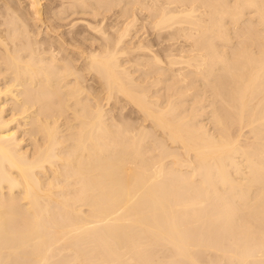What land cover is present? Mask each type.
Instances as JSON below:
<instances>
[{
	"label": "bare ground",
	"instance_id": "obj_1",
	"mask_svg": "<svg viewBox=\"0 0 264 264\" xmlns=\"http://www.w3.org/2000/svg\"><path fill=\"white\" fill-rule=\"evenodd\" d=\"M58 1L0 0V264H264V0Z\"/></svg>",
	"mask_w": 264,
	"mask_h": 264
},
{
	"label": "rangeland",
	"instance_id": "obj_2",
	"mask_svg": "<svg viewBox=\"0 0 264 264\" xmlns=\"http://www.w3.org/2000/svg\"><path fill=\"white\" fill-rule=\"evenodd\" d=\"M44 1H45V4L47 5L48 0H47V1L44 0ZM46 2H47V3H46ZM49 2H50V0H49ZM51 2L54 3V1H52V0H51ZM60 2H61V1H60ZM58 3H59V1L57 0V2L55 1L54 4H55V5H58ZM74 16H75L74 19H72L73 16H72V18H71V19L73 20V22H74V21L76 22V25H74V27H76L78 24H79L78 28L81 27L80 25H82L84 22L79 21V20H82L83 18H81V17H83V16H82V15H78V16H77V15H74ZM77 17H78V18H81V19H78ZM112 18H113V17L109 18L110 20L108 19V21H109V22L112 21V23H114V19H112ZM75 19H76L77 21H76ZM111 19H112V20H111ZM67 20H69V19H67ZM78 21H79V22H78ZM80 22H82V23L80 24ZM110 23H111V22H110ZM139 23H141V20L139 21ZM82 26H83V25H82ZM140 26H141V25H140ZM143 30H144L143 32H145V31L148 30V29H147V27H145V29H143ZM155 47H157V46H155ZM161 55H162V58L164 59L163 54H161ZM101 94L103 95V93H101ZM120 100H121L120 103L123 101L122 105H123L124 107H123V110L121 111V113L123 112V114H120V113H119V115H121V116L124 117L125 119L129 118L130 116H131V118L133 117V118L136 119V118L138 117V114H136V113H133V114L130 113L131 111H132V112L134 111L133 106H132L130 103H128L130 106H129V105L127 106V102L124 101L125 99H123V100L120 99ZM125 103H126V104H125ZM124 104H125V105H124ZM112 105H113V104H112ZM125 107H126V108H125ZM129 108H130V110H129ZM131 108H133V110H132ZM127 109H128L130 112H129ZM125 110H126V111H125ZM126 112H127L130 116L128 115V116L126 117V114H127ZM134 112H135V111H134ZM118 117H120V116H118ZM122 117H120V118H122ZM133 118H132V119H133ZM128 120H130V118H129ZM133 120H134V119H133Z\"/></svg>",
	"mask_w": 264,
	"mask_h": 264
}]
</instances>
